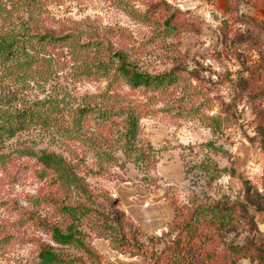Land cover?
I'll return each mask as SVG.
<instances>
[{"label":"rangeland","instance_id":"374dc122","mask_svg":"<svg viewBox=\"0 0 264 264\" xmlns=\"http://www.w3.org/2000/svg\"><path fill=\"white\" fill-rule=\"evenodd\" d=\"M228 2L64 0L61 5L51 6L59 16L90 17L104 25L126 29V36L141 45L139 65L150 73L176 66L182 67L186 73L199 71L201 81L192 80L186 93L183 91L180 98L176 95L179 104L186 108H200L198 115H180L178 102L172 99L166 107L158 104L163 109L157 116L141 121V137L145 143L151 144L154 155V162L147 169L126 160L123 151L117 150L109 167L99 171L94 157L97 149L90 141L83 142L85 139L81 133H64L61 136L60 125L30 122L23 116L14 118L17 102L2 99L8 91L0 90V120H9L7 129L2 131L1 151L17 158L20 151L30 147L35 152L61 153L68 160L74 156L81 159V173L86 174L92 198L99 206L97 211L82 218L79 229L85 241L102 257V264L196 263L197 258L191 259L193 254L183 249L181 231L174 221L176 208L192 206L193 202L210 203L224 197L230 201L244 200L246 183L251 185V191L257 189L263 195L257 205H251L255 228L231 232L226 241L235 244H243L247 240L264 243V150L258 133V109L253 102L239 95L238 80L247 73L238 60L229 56L216 59L213 51L218 40L216 32L226 18ZM156 4L158 14H176L178 18L193 16L201 23L202 29L198 32H168L162 27L153 32L152 27L139 18ZM242 11L264 20V6L261 9L243 7ZM0 85L5 89L11 86L8 78H1V72ZM104 87L105 82H90L82 89L96 93ZM34 92H38L41 98L44 95L39 89ZM223 102L231 105L234 115L214 130L207 126L203 116L218 115ZM18 108H21L20 103ZM61 123L72 126L68 116ZM90 125L91 128L96 127L94 121ZM89 131L87 138L96 132L94 129ZM25 158H18V161L23 162ZM77 160L72 161L76 163ZM200 164L207 168L208 173L202 172L198 167ZM13 172L0 170V224L3 221L12 237L8 243L0 244V264H37L39 247L47 243L54 245L64 257L70 259L82 255L86 260L82 249L53 244L50 235L37 229L28 219L26 212H33L40 220L62 221L61 216L53 217V210L45 201L49 191L47 183L28 170L19 173L18 177H14ZM69 196L71 202L85 201L75 191ZM258 206L262 209H257ZM122 216L140 228L139 238L144 246L139 250L125 245L123 231H127L128 226L123 228L118 223ZM236 264L264 262L243 258Z\"/></svg>","mask_w":264,"mask_h":264},{"label":"trees","instance_id":"16d2710c","mask_svg":"<svg viewBox=\"0 0 264 264\" xmlns=\"http://www.w3.org/2000/svg\"><path fill=\"white\" fill-rule=\"evenodd\" d=\"M62 1L0 0V72L1 78H8L11 83L7 89L0 85V90L8 91L2 99L17 102L14 118L23 116L30 122L60 125L61 136L81 133L83 142L90 141L97 149L94 157L99 171L109 167L117 150H122L126 160L139 168H149L154 155L151 144L141 137V121L157 116L163 109L158 104L166 107L172 99L178 102L180 115H198L200 108H186L179 104L176 95L180 98L183 91L186 93L191 81L199 79V71L186 73L176 66L150 73L139 65L141 45L126 36V29L107 26L90 17L59 16L51 6L61 5ZM263 6L264 0H229L226 18L216 32L218 40L213 51L216 59L222 56L237 59L247 73L238 80L239 95L257 106L258 133L264 150V20L242 11L243 7L261 9ZM157 7L158 4L139 18L151 26L153 32L162 27L168 32L202 29L193 16L178 18L176 14H158ZM90 82H105V87L96 93L83 90L82 87ZM35 89L44 94L42 98ZM231 115H234L231 105L223 102L218 115L205 114L203 119L207 126L216 130ZM65 116L70 117L72 126L61 123ZM91 121L96 127L91 128ZM8 122L0 120V141ZM89 129L96 132L87 138ZM19 155L15 158L0 150V170L14 171V177L28 170L44 180L49 188L45 201L51 206L53 217L61 216L62 221L40 220L33 212H26L28 219L37 229L50 235L53 244L75 246L87 256L86 260L82 255L69 259L47 243L39 247L37 264H102V257L85 241L79 229L82 218L97 211L99 206L92 198L86 174L81 173V159L74 156L68 160L61 153L35 152L30 147ZM21 157H26L23 162L18 161ZM76 158L77 162L73 163ZM198 167L208 173L202 164ZM245 190L244 200L230 201L224 197L210 203L193 202L192 206L176 208L174 221L181 231L183 249L193 254L191 259L197 258L193 264H236L243 258L264 262V243L226 241L231 232L255 228L251 205H257L263 195L257 189L251 191L249 183ZM74 191L85 201L71 202L69 194ZM118 223L123 228L128 226V230L123 231L126 246L135 250L144 246L139 238L140 228L133 221L122 216ZM7 231L2 221L0 244L12 239Z\"/></svg>","mask_w":264,"mask_h":264}]
</instances>
